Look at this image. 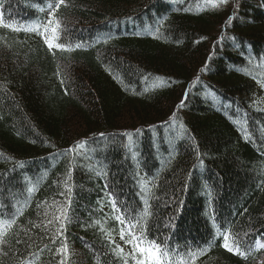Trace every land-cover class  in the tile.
I'll return each mask as SVG.
<instances>
[{
    "label": "trees",
    "instance_id": "trees-1",
    "mask_svg": "<svg viewBox=\"0 0 264 264\" xmlns=\"http://www.w3.org/2000/svg\"><path fill=\"white\" fill-rule=\"evenodd\" d=\"M55 2L0 0V264H135L110 195L175 264H264V0Z\"/></svg>",
    "mask_w": 264,
    "mask_h": 264
},
{
    "label": "snow or ice",
    "instance_id": "snow-or-ice-1",
    "mask_svg": "<svg viewBox=\"0 0 264 264\" xmlns=\"http://www.w3.org/2000/svg\"><path fill=\"white\" fill-rule=\"evenodd\" d=\"M221 3H227V0H221ZM64 4V0H56L55 3L49 5V17H52L55 15L56 10H58L61 5ZM231 19V17H230ZM55 24V21L53 19H49L47 25H44V32L40 33L39 29L40 26H33L24 29L26 32H32L36 33L38 35H42L44 38L45 44H47L49 49L53 48V43L48 38V31L51 29L53 32L55 31V28L53 25ZM0 26H4L7 28H12V25H4L3 21L0 20ZM16 31H19V27L15 29ZM58 47H63V45H57ZM79 46V45H77ZM203 71V69H202ZM184 101H181V105H183ZM139 131V130H137ZM69 152L73 151L72 148L68 149ZM72 169H69L68 172V179L70 180L72 178ZM143 190V189H141ZM71 192L72 189L68 188V198L65 201V204L67 205L64 208H61L60 215L56 217V220L59 222V228L57 229V235H63V231L65 228V225L71 221V217L69 216V210H70V202H71ZM109 199L112 203V211L116 213V219L120 222L121 225L124 227L121 229L120 238L121 240H124L125 243L130 244L132 246V251L130 253V258L135 261V264H175V261L172 259L173 253L175 250H170L168 247L163 246L156 241H151L147 239V218L150 215V212L147 207H145L143 215L140 216L139 219H136L131 216V213H128V215H125L121 208L117 206L115 197L110 195ZM142 203H146L142 201ZM125 212H127V209H125ZM0 214H5L3 210V206L0 205ZM135 220V222H133ZM15 223V220H9L2 226H0V229H7L12 224ZM228 236H224V244L223 247H225L229 252L233 251V247L229 246L228 243ZM264 247V245H262ZM62 250L57 249V253L59 254ZM63 251H67L66 247L63 249ZM204 251L203 248H201L200 252L195 253L194 255H200ZM114 253L118 257H122L124 255L123 249L120 248L118 245L114 249ZM239 255H243V253L237 252ZM124 264H128V258H124ZM186 264V262H185Z\"/></svg>",
    "mask_w": 264,
    "mask_h": 264
},
{
    "label": "rangeland",
    "instance_id": "rangeland-1",
    "mask_svg": "<svg viewBox=\"0 0 264 264\" xmlns=\"http://www.w3.org/2000/svg\"><path fill=\"white\" fill-rule=\"evenodd\" d=\"M248 99L253 106L264 109V82L255 85Z\"/></svg>",
    "mask_w": 264,
    "mask_h": 264
}]
</instances>
